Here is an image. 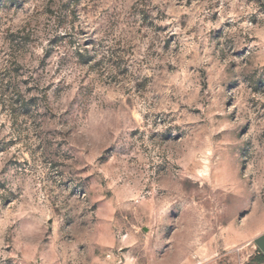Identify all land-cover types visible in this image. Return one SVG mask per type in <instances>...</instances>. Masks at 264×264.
<instances>
[{"label":"clouds","instance_id":"obj_1","mask_svg":"<svg viewBox=\"0 0 264 264\" xmlns=\"http://www.w3.org/2000/svg\"><path fill=\"white\" fill-rule=\"evenodd\" d=\"M260 81L264 0H0V139L20 141L0 157V264H185L264 212ZM201 160L210 187L188 180ZM245 247L207 260L245 264Z\"/></svg>","mask_w":264,"mask_h":264},{"label":"rangeland","instance_id":"obj_2","mask_svg":"<svg viewBox=\"0 0 264 264\" xmlns=\"http://www.w3.org/2000/svg\"><path fill=\"white\" fill-rule=\"evenodd\" d=\"M77 4L79 3V0H76ZM68 7V6H63ZM218 13L213 14V18H217ZM145 19H148L147 13H145ZM253 20H255V17H253ZM151 26V25H150ZM166 31V26H162L161 28L157 29ZM215 31H221L220 29H216ZM222 34V33H221ZM176 37L172 36L169 38V40L166 42V47L171 43L172 40H175ZM257 39L255 36L248 37L249 41H253ZM247 51V49H241V52ZM42 65L46 66L44 62L42 61ZM171 67V66H169ZM127 70L125 69V72ZM13 72L16 74L20 73V66H16L13 68ZM25 84L27 81L24 82ZM264 89V81H260L257 85V90ZM36 98H32L30 100L25 101L23 99V96L19 95L17 93L16 99L13 101L14 104L20 105V107L23 109L24 114H27L30 112L29 105H32L35 103ZM23 103H26L24 105ZM261 108H264V104L261 105ZM20 109H17L13 107L12 114L16 115ZM2 118V117H0ZM3 125H0V128H2ZM26 130V129H25ZM251 131V123L249 122L245 126V132L246 135L247 132ZM11 134V133H9ZM50 134V133H49ZM20 143L18 139H0V157H3V155L11 153L12 157H15L17 149V144ZM67 144V141L61 140L58 142L57 147L58 148H64ZM42 147V146H38ZM48 148H51V143L49 142ZM70 151L65 152L64 156L65 158H72L71 154L76 151L74 146H69ZM33 154H35L33 152ZM98 159L103 160V157H98ZM9 164L16 165L18 167L28 168V157L25 156V159H13L9 158L8 160ZM59 163L56 161L52 162V167L57 168L59 167ZM81 172L86 171L85 169H81ZM193 176L188 177V180L190 183L195 184L197 187H210L208 180H209V173H208V163L205 160L200 161V168L193 170ZM85 179H90V177H85ZM76 189H73L75 191ZM171 239V236L169 237ZM264 239V212L257 209L256 205L253 204L251 209H248L245 211L244 214L241 215V217L238 219V221L229 222L227 224H224L222 227L216 229L213 233L207 236V238L200 240L197 244H195L191 250L190 255L186 258L185 264H210V261L207 260L208 253L211 251V248L216 244H222L225 248H227L229 245H245V251L251 250L252 255L249 257L248 261L245 262V264H264V260L260 261L258 259V256L260 255L258 253V243ZM108 246L100 242L97 244V248L99 249H106ZM127 249H124L126 251ZM6 251L11 252L12 248L9 247L6 249ZM260 251V250H259ZM261 253V251H260ZM262 254V253H261ZM168 253L162 254V259H164ZM263 255V254H262ZM97 258L100 259L99 253L97 254ZM104 260L109 259V257L105 256L103 257ZM3 264H11L10 260H5Z\"/></svg>","mask_w":264,"mask_h":264},{"label":"water","instance_id":"obj_3","mask_svg":"<svg viewBox=\"0 0 264 264\" xmlns=\"http://www.w3.org/2000/svg\"><path fill=\"white\" fill-rule=\"evenodd\" d=\"M264 247V239H262L259 243H258V249L261 251V248ZM262 253V252H261ZM264 255V253H262Z\"/></svg>","mask_w":264,"mask_h":264},{"label":"trees","instance_id":"obj_4","mask_svg":"<svg viewBox=\"0 0 264 264\" xmlns=\"http://www.w3.org/2000/svg\"><path fill=\"white\" fill-rule=\"evenodd\" d=\"M23 104L26 105V103H23ZM258 253L260 254V255L258 256V259H259L260 261L264 260V255H262V254L260 253L259 250H258Z\"/></svg>","mask_w":264,"mask_h":264}]
</instances>
